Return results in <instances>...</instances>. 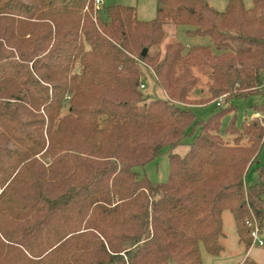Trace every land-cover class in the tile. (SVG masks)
I'll return each mask as SVG.
<instances>
[{"label": "trees", "instance_id": "obj_1", "mask_svg": "<svg viewBox=\"0 0 264 264\" xmlns=\"http://www.w3.org/2000/svg\"><path fill=\"white\" fill-rule=\"evenodd\" d=\"M94 1L0 0V264H203L201 247L223 251L225 211L248 251L263 128L221 131L235 99L263 93L264 0H157L151 21L124 6L95 18ZM170 24L213 47L162 46ZM140 62L166 100L142 104ZM215 102L207 121L191 111ZM162 153L165 183L135 171Z\"/></svg>", "mask_w": 264, "mask_h": 264}, {"label": "rangeland", "instance_id": "obj_2", "mask_svg": "<svg viewBox=\"0 0 264 264\" xmlns=\"http://www.w3.org/2000/svg\"><path fill=\"white\" fill-rule=\"evenodd\" d=\"M211 8L218 12H223L228 0H208L207 2ZM244 6L250 9L253 6L252 0H243ZM108 6H124L133 7L136 10V16L141 21H151L156 17L157 0H103L100 9L94 7L95 18L99 16L103 8ZM187 27L166 25V36L163 44L169 42H180L189 48L194 45H203L213 47L210 38L208 37H194L190 38L186 34ZM155 48L150 50V54L155 52ZM138 60V59H137ZM139 61V60H138ZM142 82L145 88L142 89V104H148L154 100H166V94L162 88L158 85L155 77L152 75L150 68L141 63ZM262 94L251 96L248 98L235 99L233 101L234 112L228 113L222 119V134L234 121L236 126L240 128L244 121L258 124L263 128L264 133V108H258V112L253 110V106L264 104V88ZM223 97V96H222ZM221 97V98H222ZM219 98V102H221ZM68 105L66 104L61 110L60 117H64L68 114ZM257 109V108H256ZM220 108L215 103L207 105H193L191 111L201 121H207L212 115L216 114ZM258 115L259 118H255ZM197 133V131H196ZM193 141V135L187 137L184 142L185 145L178 147L175 152L183 155L187 149L188 144ZM264 166V143L259 152L258 158L250 165L246 177L245 183L251 184L255 178L258 168ZM135 171L141 176H145L150 182L155 184L165 183L170 174V162L168 153L160 154L155 160L147 163L144 167H137ZM223 221V236L220 239V244L223 247V251L219 256H213L208 254L203 247H201V256L203 264H239L247 257H250L252 261L257 264H264V230L260 234V238L263 242V246L251 245L249 250H246V246L243 243H239L238 235L234 223L232 214L229 211H225L222 214Z\"/></svg>", "mask_w": 264, "mask_h": 264}, {"label": "built area", "instance_id": "obj_3", "mask_svg": "<svg viewBox=\"0 0 264 264\" xmlns=\"http://www.w3.org/2000/svg\"><path fill=\"white\" fill-rule=\"evenodd\" d=\"M102 2H103V0H95L94 1V7L96 9H100V7L102 6ZM141 88L142 89L145 88L144 84H141ZM255 118H259V116L256 115ZM248 227L250 228V236L252 238V245L253 246H263V242L260 238V234L263 231H261L260 226L258 225L256 220H252V221L248 222Z\"/></svg>", "mask_w": 264, "mask_h": 264}, {"label": "water", "instance_id": "obj_4", "mask_svg": "<svg viewBox=\"0 0 264 264\" xmlns=\"http://www.w3.org/2000/svg\"><path fill=\"white\" fill-rule=\"evenodd\" d=\"M147 53H148V50L147 49H144L143 52H142V54H141L142 57H145L147 55Z\"/></svg>", "mask_w": 264, "mask_h": 264}, {"label": "crops", "instance_id": "obj_5", "mask_svg": "<svg viewBox=\"0 0 264 264\" xmlns=\"http://www.w3.org/2000/svg\"><path fill=\"white\" fill-rule=\"evenodd\" d=\"M207 2H208V0H207ZM152 75H153V73H152ZM153 77H154V75H153ZM242 262H243V261H242ZM240 263H241V262H240ZM240 263H239V264H240Z\"/></svg>", "mask_w": 264, "mask_h": 264}]
</instances>
